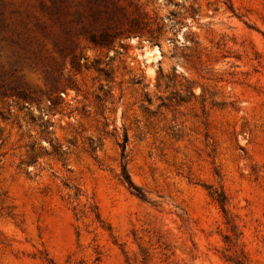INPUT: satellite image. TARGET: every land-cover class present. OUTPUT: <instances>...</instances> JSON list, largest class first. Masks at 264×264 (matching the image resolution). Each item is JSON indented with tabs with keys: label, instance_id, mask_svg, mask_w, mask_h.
Returning <instances> with one entry per match:
<instances>
[{
	"label": "rangeland",
	"instance_id": "374dc122",
	"mask_svg": "<svg viewBox=\"0 0 264 264\" xmlns=\"http://www.w3.org/2000/svg\"><path fill=\"white\" fill-rule=\"evenodd\" d=\"M0 264H264V0H0Z\"/></svg>",
	"mask_w": 264,
	"mask_h": 264
},
{
	"label": "trees",
	"instance_id": "16d2710c",
	"mask_svg": "<svg viewBox=\"0 0 264 264\" xmlns=\"http://www.w3.org/2000/svg\"><path fill=\"white\" fill-rule=\"evenodd\" d=\"M129 27L126 28L125 30H122L123 32L126 33H142L144 28H146V23H143L141 20L133 18L131 20H129ZM120 24H122V21H120ZM134 25V26H133ZM146 32L149 33V35L152 37L153 31L146 29ZM124 33H118L115 31V29H112L111 31H104L102 33H100L98 35V37H91V41L95 42L97 44H110V42H112L113 38L119 35H122ZM127 178V182L130 186L134 187V185L131 183V181L129 180V178L127 176H125ZM136 188V187H134Z\"/></svg>",
	"mask_w": 264,
	"mask_h": 264
},
{
	"label": "bare ground",
	"instance_id": "6f19581e",
	"mask_svg": "<svg viewBox=\"0 0 264 264\" xmlns=\"http://www.w3.org/2000/svg\"><path fill=\"white\" fill-rule=\"evenodd\" d=\"M155 50V49H154ZM152 50L148 51L147 53H150ZM156 52V51H155ZM156 57V56H155Z\"/></svg>",
	"mask_w": 264,
	"mask_h": 264
}]
</instances>
